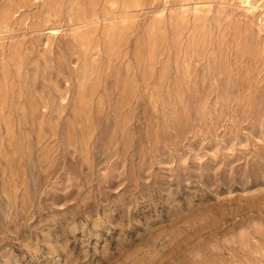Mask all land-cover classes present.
<instances>
[{"label": "rangeland", "instance_id": "obj_1", "mask_svg": "<svg viewBox=\"0 0 264 264\" xmlns=\"http://www.w3.org/2000/svg\"><path fill=\"white\" fill-rule=\"evenodd\" d=\"M251 5L0 0V264H264Z\"/></svg>", "mask_w": 264, "mask_h": 264}, {"label": "bare ground", "instance_id": "obj_2", "mask_svg": "<svg viewBox=\"0 0 264 264\" xmlns=\"http://www.w3.org/2000/svg\"><path fill=\"white\" fill-rule=\"evenodd\" d=\"M233 1L239 2V4L243 7H247L248 9H252L251 0H233ZM75 37H77V36H75Z\"/></svg>", "mask_w": 264, "mask_h": 264}]
</instances>
